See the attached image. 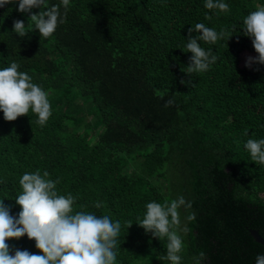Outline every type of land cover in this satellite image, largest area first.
<instances>
[{
	"label": "trees",
	"instance_id": "16d2710c",
	"mask_svg": "<svg viewBox=\"0 0 264 264\" xmlns=\"http://www.w3.org/2000/svg\"><path fill=\"white\" fill-rule=\"evenodd\" d=\"M223 2L226 13L206 9L205 0H69L64 23L46 40L34 25L24 37L13 31L14 21L31 23L18 0L0 7V70L17 63L52 109L43 127L31 110L11 122L0 111V200L12 216L21 211L22 175L47 171L59 180L58 195L76 197L74 211L121 223L117 264H170L161 259L166 239L137 218L149 202L184 196L196 220L181 209L190 229L181 234V264H195L201 251L200 264H256L264 246L250 230L264 239V166L244 145L264 139V120L247 110L264 111V65L238 61L258 56L243 21L264 0ZM58 4L46 0L32 14ZM197 23L230 36L200 42L221 65L187 74ZM7 243L12 255L41 254L26 235Z\"/></svg>",
	"mask_w": 264,
	"mask_h": 264
},
{
	"label": "clouds",
	"instance_id": "9594fccd",
	"mask_svg": "<svg viewBox=\"0 0 264 264\" xmlns=\"http://www.w3.org/2000/svg\"><path fill=\"white\" fill-rule=\"evenodd\" d=\"M15 0H0V7L13 3ZM46 0H18V11L30 14L27 27L21 20L14 21L13 31L20 37L28 32L26 28L39 31L45 40L51 37L58 23H64V17L69 6V0H61V4L48 7L38 14H32V9L45 6ZM61 5L65 9L62 16ZM204 7L208 10L228 12L229 5L223 0H205ZM211 19L210 16L205 17ZM244 35L252 38V44L257 57H248L246 67L255 64L264 65V6L248 14L243 21ZM198 33L195 37L192 33ZM228 29L219 31L207 27L204 23L195 24L189 29L186 43L190 57L187 74L202 73L217 62V56L211 49L205 50L200 42L215 44L229 37ZM15 62L0 70V111L6 121H15L26 116L31 110L37 117L36 124L43 127L52 115L48 93L41 86L32 82V77L18 71ZM183 83V81H182ZM163 98V94H161ZM174 104V98L165 102V107ZM251 159L264 166V139H248L244 145ZM49 173L40 170L25 173L19 179L22 192L15 202L21 211L18 218L10 214V208L0 200V264H117V238L121 231V223L113 222L108 215L97 216L86 211H74L76 197L71 193L67 196L58 195L56 188L59 180L48 179ZM101 207L100 203L95 205ZM143 219H138V225L150 232L153 237L166 239V256L161 259L170 264H181V253L184 250L182 233L188 234L190 229L182 225L181 209L187 215L186 221L196 220V213L190 211L192 203L184 196H179L163 203L149 202L145 205ZM132 223L129 222L128 228ZM27 236L35 241V246L41 254H32L27 250L16 249L10 254L7 243L10 239ZM206 258V253L200 252L195 264ZM256 264H264V254L256 257Z\"/></svg>",
	"mask_w": 264,
	"mask_h": 264
},
{
	"label": "rangeland",
	"instance_id": "374dc122",
	"mask_svg": "<svg viewBox=\"0 0 264 264\" xmlns=\"http://www.w3.org/2000/svg\"><path fill=\"white\" fill-rule=\"evenodd\" d=\"M223 55L225 53H222ZM248 57H254L252 54L250 53H243L241 56H240V59L238 61V64H239V67L240 68H247V69H250L249 67H246L245 64H246V60ZM217 66L221 65L222 63L217 59V62L215 63ZM252 67V66H251ZM243 77V76H242ZM249 106V105H248ZM247 110L249 113H252L260 118H262L264 120V111L261 110V109H255V108H250V107H247Z\"/></svg>",
	"mask_w": 264,
	"mask_h": 264
},
{
	"label": "water",
	"instance_id": "95a60500",
	"mask_svg": "<svg viewBox=\"0 0 264 264\" xmlns=\"http://www.w3.org/2000/svg\"><path fill=\"white\" fill-rule=\"evenodd\" d=\"M250 233L256 243L264 246V239L259 235L256 230H250Z\"/></svg>",
	"mask_w": 264,
	"mask_h": 264
}]
</instances>
